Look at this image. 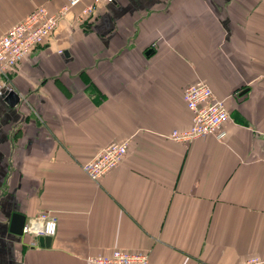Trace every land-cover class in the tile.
I'll list each match as a JSON object with an SVG mask.
<instances>
[{
	"label": "crops",
	"instance_id": "0c3cea01",
	"mask_svg": "<svg viewBox=\"0 0 264 264\" xmlns=\"http://www.w3.org/2000/svg\"><path fill=\"white\" fill-rule=\"evenodd\" d=\"M65 4L0 0V38ZM64 16L11 75L20 101L0 86V264L115 249L154 264L264 259V0H81ZM201 81L225 101V138L175 142ZM114 141L127 155L93 182L83 163ZM44 212L58 219L50 245L12 233L15 214Z\"/></svg>",
	"mask_w": 264,
	"mask_h": 264
},
{
	"label": "built area",
	"instance_id": "2783aa9c",
	"mask_svg": "<svg viewBox=\"0 0 264 264\" xmlns=\"http://www.w3.org/2000/svg\"><path fill=\"white\" fill-rule=\"evenodd\" d=\"M113 1V0H106ZM66 4L56 13H51L46 7L38 6L35 11L27 15L22 22L13 25L0 38V86L7 92H12L11 75L24 61L28 53L46 42L58 27L64 15L71 12L81 0H65ZM95 5H90L79 13L85 20L95 12ZM63 54V52H61ZM184 101L188 110L192 112L193 123L187 130L176 129L170 139L175 142L190 143L206 136H213L222 140L225 132L223 124L230 119L225 101L218 98L208 83L201 81L188 85L184 91ZM128 142H111L96 156L85 163L82 169L93 182H99L114 168H118L128 153ZM50 212L36 215L24 226L23 233L34 236L38 242L41 237H54L58 231V219ZM87 264H154L146 252L122 251L115 249L110 254L88 256ZM156 264V263H155ZM241 264H264V259L250 257Z\"/></svg>",
	"mask_w": 264,
	"mask_h": 264
},
{
	"label": "water",
	"instance_id": "95a60500",
	"mask_svg": "<svg viewBox=\"0 0 264 264\" xmlns=\"http://www.w3.org/2000/svg\"><path fill=\"white\" fill-rule=\"evenodd\" d=\"M4 98L5 100L9 103L10 106H14L16 103H18L20 101V99L18 98V94L16 91H12V92H7L4 94ZM26 217H24L23 214L21 213H17L14 215L13 219H12V228L11 231L13 234L18 235V234H22L24 231V226L26 224L25 221ZM52 241V237L50 236H45V238L41 237L39 239L40 242V246L41 247H46L47 245H50Z\"/></svg>",
	"mask_w": 264,
	"mask_h": 264
},
{
	"label": "rangeland",
	"instance_id": "374dc122",
	"mask_svg": "<svg viewBox=\"0 0 264 264\" xmlns=\"http://www.w3.org/2000/svg\"><path fill=\"white\" fill-rule=\"evenodd\" d=\"M12 87V86H11Z\"/></svg>",
	"mask_w": 264,
	"mask_h": 264
}]
</instances>
